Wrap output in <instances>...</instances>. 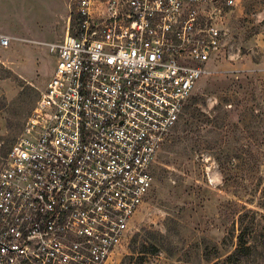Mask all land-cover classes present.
<instances>
[{
  "label": "built area",
  "instance_id": "obj_1",
  "mask_svg": "<svg viewBox=\"0 0 264 264\" xmlns=\"http://www.w3.org/2000/svg\"><path fill=\"white\" fill-rule=\"evenodd\" d=\"M65 1L54 72L0 164V264L108 263L223 46L216 5L238 0Z\"/></svg>",
  "mask_w": 264,
  "mask_h": 264
},
{
  "label": "rangeland",
  "instance_id": "obj_2",
  "mask_svg": "<svg viewBox=\"0 0 264 264\" xmlns=\"http://www.w3.org/2000/svg\"><path fill=\"white\" fill-rule=\"evenodd\" d=\"M63 1L61 20V0H0V34L24 39L0 47V164L54 72L47 44L63 38ZM216 7L223 46L157 159L155 188L107 264H264V0ZM249 210L260 213L258 252L228 261Z\"/></svg>",
  "mask_w": 264,
  "mask_h": 264
},
{
  "label": "trees",
  "instance_id": "obj_3",
  "mask_svg": "<svg viewBox=\"0 0 264 264\" xmlns=\"http://www.w3.org/2000/svg\"><path fill=\"white\" fill-rule=\"evenodd\" d=\"M249 214H253L250 226H248V224L245 225L246 218L248 217ZM259 214L260 213L258 212L249 210L241 215L240 222L242 228H240V232L238 235V244L233 255L228 258V261L233 260L235 262H239L244 258H250L252 255L257 254L258 242L260 241H258L259 236L257 235L258 225L256 224L257 223L256 217ZM260 217L263 218L262 216ZM222 264H227V262Z\"/></svg>",
  "mask_w": 264,
  "mask_h": 264
},
{
  "label": "crops",
  "instance_id": "obj_4",
  "mask_svg": "<svg viewBox=\"0 0 264 264\" xmlns=\"http://www.w3.org/2000/svg\"><path fill=\"white\" fill-rule=\"evenodd\" d=\"M61 2L63 3V5H64V8H65V10H64V12L62 13V15L60 16V19L62 20V18H64V16H65V13L67 12V10H66V5H65V3H64V1L63 0H61ZM50 32H52V29H51V31H50V28L46 31V33H47V39H44V40H41V41H43V42H47L49 39V35H51L50 34ZM8 35V34H7ZM8 36H10V35H8ZM12 37V36H11ZM13 38V40H15V41H24V39H20V38H16L15 39V37H12ZM49 44H51V43H48L47 44V46L49 45Z\"/></svg>",
  "mask_w": 264,
  "mask_h": 264
}]
</instances>
